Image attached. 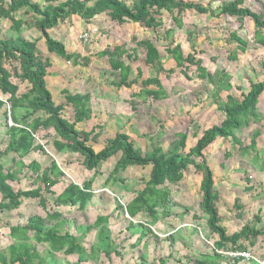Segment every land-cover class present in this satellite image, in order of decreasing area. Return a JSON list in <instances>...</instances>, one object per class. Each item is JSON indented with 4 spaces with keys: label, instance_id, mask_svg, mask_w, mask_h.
<instances>
[{
    "label": "trees",
    "instance_id": "1",
    "mask_svg": "<svg viewBox=\"0 0 264 264\" xmlns=\"http://www.w3.org/2000/svg\"><path fill=\"white\" fill-rule=\"evenodd\" d=\"M187 10L210 14L213 17H235L241 22L248 19L254 25L257 43L264 46V14L246 7L244 0L227 1L222 4L218 12L202 3L186 0H43V2L0 0V115L3 116L7 128L6 135L2 139L6 146L0 152V213L11 210L21 212L25 204L35 203L33 201H37L36 206L43 211V214L36 213L29 216L23 224L9 226V234L1 236H7L9 242L0 246V264H45V258L39 252L40 245L48 246V256L53 258L56 264H62L59 257L61 255L64 258L76 255L77 260L74 264H85L90 257L100 263L103 256L108 260V264H112L113 255L121 257L120 248L112 239V214L104 215L98 212L94 222L87 224L86 229L78 235L68 231L67 215L58 208L69 206L83 212L91 202H93L91 206H94V202H98L96 192L92 188L94 180L65 183L66 175L54 159L43 168L36 161L25 165L22 159L32 152L41 151L48 155L44 146H49L47 148L49 150L53 148L57 154H80L84 168L96 173L101 164L119 154L112 170L104 178L101 190L107 189L111 179L124 183L126 178L122 175L130 166L149 167L148 179L142 189L133 199L115 207L117 211L124 208L131 220L144 215L150 217L146 222H142L141 226L130 220L128 229L135 230L136 226L142 229L138 227L141 233L134 242L132 241V247L141 244L147 246L145 239L153 235V226L150 224L152 219L155 222L159 221V225L161 222L162 225L165 223L158 216V208L165 209L170 206L173 189L180 186L185 174L190 170L201 175L198 205L205 217V226L209 230V236L204 238L210 242L212 235L217 237L212 242L211 251H204L202 246L199 248L200 253L190 257L185 255L186 260L181 259L180 264H222L226 259L237 264L244 258H232L219 251L249 252L256 245L258 238L264 237V227L258 226L262 221L258 214L251 223L244 224L239 231L228 234L222 225V216L218 207L221 196L215 187V172L205 154L217 139H221L230 143L231 147L226 149L224 158H229L235 150L264 158V150H259L257 144L261 135L259 130L253 131L249 144H246L240 136V131L244 128L259 124L264 126V117L258 108L260 98L264 95V80L251 82L249 89L242 91L241 96H237L230 91L233 86L225 70L211 72L203 65L202 59L196 57L198 51L192 43L190 34L187 36L192 51L186 55L182 44L167 46L166 57L176 63L185 77L191 78L187 72L194 66L195 76L213 85L209 96L216 108L221 111L222 120L220 123L201 128L197 121L191 119L189 130L178 133L165 148L161 137L165 134L166 128L164 121L159 119L157 120L159 129L154 134L147 132L140 136V139L146 142L148 149L145 151L137 148L129 134L124 131L107 139L105 146L100 151H96L92 143L97 142L102 128L95 126L90 131L77 129L78 124L94 116L90 93H72L68 89H63L61 95L64 102L58 104L47 86L46 77L49 76L48 69L52 66L49 53H54L75 66L87 67L92 61L89 56L70 52L60 39L51 35V30L74 15L80 17L85 24L104 15L116 26L138 24L148 32L145 38L134 35L128 43L129 46L131 42V48H127L126 45H107L95 54L108 59V70L116 77L110 82L111 86L118 89L131 88L141 83L142 87L136 97H141L140 99L143 100L149 97L155 102L167 99L168 93L158 76L160 72L165 71L163 55L156 45L157 40L160 39L158 30L164 25L163 16L166 12L171 16L172 22L181 28L183 15ZM24 24L28 31L31 30L39 36L36 39H29L21 35ZM231 37H233V41L231 40L233 48L228 58L236 60V51L241 50L244 53L248 42L236 33H232ZM41 43L45 46V52L39 51ZM139 51L143 52L142 59L146 67L157 73L155 77L142 79L140 68H137V75L133 77L130 61L139 59ZM168 71L175 70L170 68ZM152 85L156 88H150ZM220 91L227 92L225 98L220 97ZM7 102L10 103L12 119L22 127L7 125ZM17 108L25 109L20 118L15 115ZM133 108L135 109V105ZM33 134L38 136L41 142L36 140ZM189 136L195 140V144L190 147ZM9 154L15 156L11 159L12 167L7 168L2 163V157ZM219 163L224 168V160ZM24 170L27 171L23 173ZM21 174H30L35 178L34 187L21 189L14 188L10 184V182H19ZM56 186H62L58 194L54 190ZM247 189L251 191L253 188ZM100 192L98 198L102 200L104 190ZM50 197L55 198L51 200ZM239 202V198H235L233 205L242 209L243 206ZM122 215L118 214V217L121 219ZM194 221L197 222L196 228H199L201 219L196 214ZM92 231L97 234V243L86 247L85 237ZM171 238V235L167 234L163 239L169 242ZM159 264L164 263L159 259Z\"/></svg>",
    "mask_w": 264,
    "mask_h": 264
},
{
    "label": "rangeland",
    "instance_id": "2",
    "mask_svg": "<svg viewBox=\"0 0 264 264\" xmlns=\"http://www.w3.org/2000/svg\"><path fill=\"white\" fill-rule=\"evenodd\" d=\"M186 1L202 3L206 7L218 12L222 4L230 0ZM244 5L257 13L264 14V0H244ZM183 16V26L179 28L172 22L171 16L166 12L163 16L164 25L158 30L160 39L157 40L156 45L163 55L162 61L165 69L158 76L164 89L168 93V98L156 102L149 97L144 100L143 98L140 99L141 97H137L136 100H131L135 102H133V105H135L137 111L136 118L130 127L128 123L126 125L130 130L131 140L135 146L144 151L148 148L146 142L141 140L140 136L147 132L154 134L159 129L157 126V120L159 119L164 121L166 128L165 134L161 137L162 145L165 148L176 138L178 133H183L186 129L189 130L191 119L197 121L201 128L202 126L220 123L222 120L221 111L216 108L214 101L209 96L213 90V85L195 76L193 73L194 66L190 67L187 72L191 78L185 77L180 72V68L176 66V63L171 58L166 57L165 50L167 46L176 43L182 44L183 51L186 55L189 51H192L191 43L188 41L187 36L190 34L192 43L198 51L196 57L201 58L203 65L211 72L225 70L233 86L230 91L237 96H241L242 91L249 89L251 82L264 80V46L257 43L255 28L250 20L244 19L241 22L235 17H213L210 14H199L194 10L185 11ZM98 19V38L93 36L92 39L97 43L99 42L100 48L106 47V44L126 45L128 48L131 46V42L129 46L128 43L134 35L140 38L148 36L147 32L138 24H126L119 27L114 25L107 16L102 15ZM75 22L74 20H68V22L61 23L51 30L52 36L61 38L69 51L80 50V47H82L80 46L81 42L78 35L83 29L81 28L78 33L72 29L71 27ZM168 30H170L169 33H166ZM232 33H236L248 42L244 53L241 50L236 51V60H230L228 58L229 52L233 48V45H231L233 41V37H231ZM8 34L12 33L8 32ZM33 34L31 30L22 31V35L25 37H30ZM38 36V34H34V38H30L36 39ZM43 46L42 43L39 44L40 52L46 51L44 49L45 46ZM49 54L52 63L57 64L56 58L60 59V57L54 53ZM142 54L143 52L139 51V59L130 61L133 77L137 75V68L142 70V79L149 76L155 77L157 73L153 69L146 67L142 59ZM71 64L72 68L76 67L75 75L65 77L66 81L64 82L69 84L68 86L66 85L67 87L79 86V88L83 87L88 90H95L98 93H102L106 88L114 87L111 86L110 82L116 79V77L108 70V63L105 59H100L95 56L87 67L75 66L72 62ZM170 68H174L175 71L169 72L168 70ZM50 76L54 77L53 75ZM50 76L47 86L54 100L57 102L60 98L59 91L61 88L58 87V83L54 79L50 82ZM14 82H18V80H14ZM51 83L57 89L53 88ZM72 83L73 85H71ZM141 87V83H139L133 85L131 88L122 87L121 90L129 93L134 92V90L138 91ZM150 88H156V86L152 85ZM115 94L117 95V93ZM226 94V91H220L219 93L222 98H225ZM110 96L114 97L113 101L116 100L115 96L111 94ZM258 108L260 114L264 117V95L260 98ZM254 130L260 131L261 135L257 140L258 149L264 150L263 125H252L250 128H244L240 131V136L246 144H249V138ZM190 132L192 131L190 130ZM147 143H150L149 140ZM194 144L195 140L189 136L188 146L190 147ZM44 148L50 153L48 151L49 149H47L49 146H44ZM228 148L231 149L230 143L217 139L205 152L215 172L216 190L221 196L218 207L222 216V225L226 228L228 234H232L239 231L244 224L251 223L254 216L258 214L262 220L258 226L264 227V158L263 156H254L251 153L247 154L239 150H235L234 154H231L229 158H224L226 149ZM51 156L54 158V155L51 154ZM81 160L82 157L80 154H67L65 157H61L59 165L66 175L64 177L66 180L65 183L70 181L82 183L86 180L93 179L92 188L96 192L95 196L98 202H94V206H91L93 203L91 202L83 212L67 206H61L58 209L62 211L67 210L68 212L72 209L71 216L67 217H69L68 221L73 217L70 219L73 223H69V227L74 228L73 233L83 232L87 224L94 222L98 212H102L104 215L112 214V239L118 245V248H120L119 252H121V257L113 255L112 264H159V259L164 264H180L179 261L181 259L183 261L186 260L184 258L185 255L189 257L192 255L195 256L202 246L204 251H211V247H213L212 242L217 236L212 235L210 237L209 240L211 243L205 240L206 236H209V230L205 226V217L198 205V199L200 198V174L192 170L185 174L184 181L178 188H174L171 193L170 200L172 203L170 206L165 209L158 208V216L165 223L162 225L161 222L159 225V221L155 222L152 219L150 224L153 226V235L145 239L147 246L145 247L144 244H141L138 247H132V241L134 242L139 233H141V227L139 226H141L142 222L149 220L150 217L149 215H144L143 217L139 216L131 220L125 213L124 208L117 211L115 209L116 205H122V202H126L128 198L124 195L125 191H118L117 186L123 189H127L126 187H128V190H134V192L139 191L143 187L146 179H148L149 167L132 166L130 170L122 175V177L126 178L123 185L116 183L115 179H111L107 186L109 191L104 190L101 200L98 198V195L101 193H98V190L101 189L102 180L111 169L109 163H116L117 159L113 157L101 164L99 166V172L96 174H94V171L86 170ZM221 160H224V168L219 163ZM248 187H252L253 189L250 191L247 189ZM61 190L62 186L56 187L57 194ZM127 192L130 193L129 191ZM113 193H117L118 196L112 195ZM50 198L52 200L55 197ZM235 198H239V204L243 206L242 209L234 207ZM33 202L35 203H27L23 206L28 211L25 209V211L21 212L22 215L18 217L17 222H20V220L24 221L27 216L36 213L43 214V211L36 206L37 201ZM111 212L116 214L114 215ZM118 214H123L121 219L118 217ZM195 214L201 219L199 228H196L197 222L194 221ZM5 216L6 213L3 217ZM130 220L140 224L139 226L135 225L137 229L127 228L130 225ZM3 223L7 224V222L2 221ZM203 226L205 227L201 228ZM75 230H78V232H75ZM167 234H170L172 237L169 242L163 239ZM1 238L0 240H2ZM85 238V245L87 247L97 243V234L95 231L86 235ZM190 238H192L191 241ZM195 238H198V240ZM192 242H194L193 245ZM170 243L173 244L170 245ZM39 248L40 255L45 258V264H56V261L48 256V246L40 245ZM249 253L254 259L248 258L245 260H251V264L264 263V237L258 238L256 245L250 249ZM59 257L61 258L60 261L62 264H74L77 259L76 255L66 258L62 257V255ZM225 262L232 263L231 260L227 259ZM86 264H108V260L103 256L99 263V261L90 257Z\"/></svg>",
    "mask_w": 264,
    "mask_h": 264
},
{
    "label": "crops",
    "instance_id": "3",
    "mask_svg": "<svg viewBox=\"0 0 264 264\" xmlns=\"http://www.w3.org/2000/svg\"><path fill=\"white\" fill-rule=\"evenodd\" d=\"M38 1L43 2V0H38ZM98 17L93 19L88 24H85L84 21L80 17L75 16V15L72 16L70 19H67V20L61 22V23L68 22V20H74V22L76 21L75 24L71 28L74 29L77 33L82 28L83 30L81 32H79V35L82 32L91 31L94 29L93 33H91V37H90L88 42H85V41H82L79 39L81 42L80 46H82V47H80L81 48L80 50L70 51V52H78L81 54V56H89L92 60L93 58H95V56H96L95 54L97 52H99V51L103 50V48H105V47L100 48L99 42L97 43L96 41H94V39H92L93 36L95 38H98V27H97V24H98L97 22L99 21ZM23 30H27V27L25 24L21 28V32H20L21 35H22ZM34 34H36V33H34ZM34 34L31 35L30 37L34 38ZM51 35H52V32H51ZM79 35H78V38H79ZM147 35H148V32H147ZM30 37H26V38L31 39ZM55 38H57V37H55ZM58 39H60L65 44V42L61 38H58ZM107 45H109V44H106L105 46H107ZM112 45H115V44H110V46H112ZM116 45H119V44H116ZM65 46H66V44H65ZM96 57H99V56H96ZM49 58H50V54H49ZM99 58L105 59V61L108 62V59L106 57H99ZM50 62L52 64V66L48 69L49 76L50 75L54 76V77L50 76V78H51L50 82L54 79L58 83V87L61 88L59 91L60 98H59V101H57L58 104H61L64 102V98L61 95V91L63 89H68L72 93H77V92L78 93H90V95H91V107H92V110L94 112V116L91 119L84 121L83 123L78 124L77 129H79V130L83 129L85 131H90L93 128H95V126L102 128L101 136L99 137V139L97 140L96 143H92V145L96 151H100L105 146L106 140L109 138H113L118 132L124 131L127 134H129V136L131 137L130 130L127 128L126 124L128 123V126L130 127V125L133 124V122L136 118V112L137 111H136V109L133 108V104H132L131 100H136V98H137L136 95L138 92H140V89L138 91L134 90V92L126 93L124 90L122 91L121 88H119V90H118V88L113 87V88H109V89L106 88V90H104L102 93L101 92L98 93L95 90H88V89L83 88V87L79 88V86L67 87L69 84L64 82V81H66L65 77L66 76H72V75L74 76L76 67L72 68L71 62L65 61L61 58L60 59L56 58L57 64L52 63L51 58H50ZM70 67H71V69H70ZM49 76L46 77V83L49 81L48 80ZM71 85H73V83ZM51 86H52V83H51ZM53 88L57 89L56 87H53ZM115 93H117V95ZM110 94L112 96H115L116 100L113 101L114 97H111ZM24 112H25L24 108H17L15 111V115L17 118H20L24 114ZM22 124H24V123H22ZM6 132H7V128H6L5 120H4L3 116L0 115V152H2L4 147L6 146L2 142V139L6 135ZM48 151L50 152V153L47 152L48 155L42 153L41 151L32 152L31 154L24 157L22 160L25 163V165H28L31 161H36V162L40 163L42 168H43V167L50 164L51 159H54L57 162V165L59 166V168L61 170H63L62 167L59 165V160L61 159V157L63 158L67 154L66 153L57 154L53 148H52V150H48ZM51 154L54 155V158L51 156ZM68 155H70V154H68ZM14 156L15 155H13V154L3 156L2 157V163L7 168H9L12 165L11 159ZM119 156L120 155L118 154L117 156H114V157H116V159H118ZM112 158L113 157H111L110 159H112ZM109 164L111 166V169H110V171H111L115 163H109ZM131 167L132 166L128 167L127 171L130 170ZM26 171L27 170H24L23 173H25ZM97 172H99V170H97ZM94 173H96V171ZM34 179L35 178H32L30 176V174H27V175L21 174L20 178H19V182H10V184L14 188L18 187L21 189H30V188L34 187V184H35V182H33ZM116 182L123 185V182H120V181H116ZM35 187H36V185H35ZM56 187H58V186H56ZM56 187L54 188L55 191H56ZM117 187H118V191H125L124 195H126L128 197L127 200L133 199L136 196V193L138 192V191L134 192V190L133 191L128 190V187H126L127 189H123L120 186H117ZM101 189H102V187H101ZM101 189L98 190V192L103 191V190L109 191L108 188L107 189L105 188L103 190H101ZM141 189L142 188H140L139 190H141ZM127 191H129L130 193H128ZM112 195L118 196L117 193H113ZM67 207H69V206H67ZM69 208H72V207H69ZM25 209H26V207H25ZM25 209L21 210V212L25 211ZM72 209H75V207H73ZM72 209H70L69 212L67 210H64L65 214L67 216H71ZM21 212L11 210V211H5L3 213H0V237L3 234L4 235L9 234V226L16 225V224H23V222L26 221V220H24V221L20 220V222L16 221L18 219V217L20 215H22ZM125 212H126V210H125ZM5 213H6V216L3 217V215ZM111 213H113V212H111ZM37 214H40V213H37ZM113 214L115 215L116 213H113ZM126 214H127V212H126ZM28 217L29 216H27V218ZM67 218H69V217H67ZM71 218H73V217H71ZM70 219L67 222L68 224L66 225V228L73 235L80 234V233H73L74 228L69 227V223H71V224L73 223L70 221ZM2 221L7 222V224H4V223L2 224ZM76 231L78 232V230H75V232ZM81 233H82V231H81ZM1 239L2 240H0V246H3L5 244L7 245V243L9 242V238L7 236L2 237ZM196 239L198 240V238H196ZM190 248H191V246H190ZM223 262H225V261H223ZM251 263H252L251 260H245L244 259V260L240 261L238 264H251ZM262 264H264V263H262Z\"/></svg>",
    "mask_w": 264,
    "mask_h": 264
},
{
    "label": "built area",
    "instance_id": "4",
    "mask_svg": "<svg viewBox=\"0 0 264 264\" xmlns=\"http://www.w3.org/2000/svg\"><path fill=\"white\" fill-rule=\"evenodd\" d=\"M93 31H94V29L91 30V31L82 32L79 35V39L82 40V41L88 42L90 37H91V33H93ZM7 108H8L7 125L9 127H22V125L15 123L14 120L12 119L11 112H10V103L9 102H7ZM33 136L36 138V140L41 142V140H40V138L38 136H36L35 134H33ZM219 252L223 253L225 255H229L232 258H236L237 257V258H244V259H248V258H253L254 259V257H252L249 252H239V251H236V252L219 251ZM224 261H226V260H224ZM231 262L233 263L232 260H231ZM223 264H230V263L229 262H223Z\"/></svg>",
    "mask_w": 264,
    "mask_h": 264
}]
</instances>
